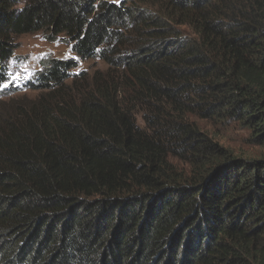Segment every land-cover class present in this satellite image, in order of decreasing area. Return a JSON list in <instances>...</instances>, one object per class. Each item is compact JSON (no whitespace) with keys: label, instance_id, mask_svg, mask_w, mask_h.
<instances>
[{"label":"trees","instance_id":"trees-1","mask_svg":"<svg viewBox=\"0 0 264 264\" xmlns=\"http://www.w3.org/2000/svg\"><path fill=\"white\" fill-rule=\"evenodd\" d=\"M35 33L76 58L0 99V264H264V0H0V85Z\"/></svg>","mask_w":264,"mask_h":264},{"label":"rangeland","instance_id":"rangeland-1","mask_svg":"<svg viewBox=\"0 0 264 264\" xmlns=\"http://www.w3.org/2000/svg\"><path fill=\"white\" fill-rule=\"evenodd\" d=\"M120 1V0H119ZM18 47L15 51L13 58L9 61V69L11 72V84L7 90H0V94L8 93V90H19L13 92L11 95L2 96L5 100L13 98L14 100L26 97L27 99L36 96L37 90L22 89L23 82L28 78H33L38 70L42 68V61L45 58L53 57L58 59H66V56L76 58L72 51L71 45L58 38L56 41H50L44 34H25L17 38ZM68 59V58H67ZM106 64L101 60H85L80 61L76 71L88 70L94 72L96 70H105ZM16 77L13 79V77ZM139 123L144 125L141 117H139ZM201 125H205L206 122H199ZM206 127V125H205ZM218 131L221 135V142L224 145L229 146L235 153L244 155H257L260 153L258 147L251 146L248 141V131L241 128L238 124L230 123L229 125H218L212 128Z\"/></svg>","mask_w":264,"mask_h":264},{"label":"clouds","instance_id":"clouds-1","mask_svg":"<svg viewBox=\"0 0 264 264\" xmlns=\"http://www.w3.org/2000/svg\"><path fill=\"white\" fill-rule=\"evenodd\" d=\"M11 73V72H10ZM28 80H30V81H33L34 80V77L33 78H28V79H26L24 82H23V84H24V86L22 87V89L23 88H25L27 85H28V83H27V81ZM12 82H11V78H10V80L6 83V87L5 86H2L1 88H0V90H2V89H6L7 90V88H8V86L11 84ZM5 85V84H4Z\"/></svg>","mask_w":264,"mask_h":264},{"label":"snow or ice","instance_id":"snow-or-ice-1","mask_svg":"<svg viewBox=\"0 0 264 264\" xmlns=\"http://www.w3.org/2000/svg\"><path fill=\"white\" fill-rule=\"evenodd\" d=\"M65 58L67 59V58H73V57L66 56ZM73 59H75V58H73ZM15 78H16V77L14 76L13 79H15ZM0 86H5V87H6L7 85L5 84V85H0Z\"/></svg>","mask_w":264,"mask_h":264}]
</instances>
